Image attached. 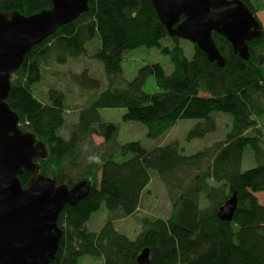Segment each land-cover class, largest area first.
<instances>
[{
  "label": "trees",
  "instance_id": "trees-1",
  "mask_svg": "<svg viewBox=\"0 0 264 264\" xmlns=\"http://www.w3.org/2000/svg\"><path fill=\"white\" fill-rule=\"evenodd\" d=\"M241 1L255 16L264 8V0ZM88 7L31 48L11 75L7 97L19 128L45 144L47 159H35L40 173L68 187L81 180L91 185L86 198L60 213L62 237L50 264H80L84 256L100 258L102 264H138L146 248L149 264H264V205L255 195L264 193V144L259 131L246 135L264 118V31L248 42L247 60L235 54L224 37L212 33L225 59L218 67L194 44L188 59L180 38L168 35L149 0H88ZM49 8L50 0H0V12L30 16ZM92 40V57L102 63L108 87L95 97L89 95L76 121L67 123L65 92L50 87L43 103L35 89L49 60L63 65L69 58L86 56ZM141 46L166 56L170 72L152 63L140 67L130 80L121 78L124 53ZM150 77L153 92L145 90ZM70 80L84 92L100 87L88 69L71 74ZM102 108H124L123 119L143 124L147 138L158 137L180 119H200L188 139L202 137L216 129L214 112L230 115L231 124L223 141L184 155L178 142L150 150L138 140L119 143L118 126L103 120ZM247 146L255 165L242 170ZM149 171L166 189L170 213L142 215L140 232L131 239L114 221L135 215L137 193ZM29 179L26 171L19 175L22 187ZM233 194L237 205L232 219H219L218 208ZM101 205L116 215L90 231L86 224Z\"/></svg>",
  "mask_w": 264,
  "mask_h": 264
},
{
  "label": "water",
  "instance_id": "water-1",
  "mask_svg": "<svg viewBox=\"0 0 264 264\" xmlns=\"http://www.w3.org/2000/svg\"><path fill=\"white\" fill-rule=\"evenodd\" d=\"M169 36L196 45L209 62L225 63L212 33L224 37L241 59L249 58L248 42L263 33L261 23L241 0H149ZM89 10L88 0H50V8L25 16L0 12V264H50L62 230L58 218L66 205L87 197L90 183L68 187L40 173L35 159L45 160V144L19 128V117L7 103L10 78L31 48ZM30 179L22 187L19 175ZM237 199L232 195L217 216L230 221ZM149 264V249L137 257Z\"/></svg>",
  "mask_w": 264,
  "mask_h": 264
},
{
  "label": "rangeland",
  "instance_id": "rangeland-1",
  "mask_svg": "<svg viewBox=\"0 0 264 264\" xmlns=\"http://www.w3.org/2000/svg\"><path fill=\"white\" fill-rule=\"evenodd\" d=\"M256 17L261 23L262 30L264 31V8L257 10ZM95 40H92L87 44L86 47L88 51L86 56H81L75 59L69 58L67 63L63 65L57 64L54 60H49V62L45 64L44 79L41 85L35 89V96L43 103L47 102V99H44L43 97L48 88L54 87L65 92L67 123L70 121H76V113L81 107L87 104L86 101L89 98V95L95 97L108 87L102 63L92 57V53L95 49ZM180 40L179 45L184 49L185 56L190 59L193 54V44L183 39ZM168 62V58L162 55L157 48H146L141 46L126 51L121 62V78L124 80H130L140 67L152 63L161 64L166 72L169 73L170 66ZM83 69H88L89 75L99 81L100 87L97 90H86L87 93L71 82L70 75L80 73ZM145 90L147 92H153L155 90L154 79L152 77L147 80ZM99 113L104 121L117 124V141L121 144L138 140L146 149L150 150L171 142H178L179 148L184 155L194 154L214 142L223 141L231 124L230 115L223 112H214L212 113V116L216 122V129L214 132L206 133L202 137L188 139L189 131L196 124L201 122L200 119H180L172 128L168 129L158 137L147 138L146 127L143 124L123 119L125 114L124 108H102L99 109ZM256 128H258V130ZM258 131L264 144V118L258 119L257 126L254 129L247 131L246 135H252ZM63 133H66V130H63ZM93 139L96 143L101 140L96 137ZM254 165L252 151L250 147L247 146L243 152L242 170H247ZM144 186L141 185L138 190L139 193H137L138 209L135 215L126 218L119 217V219L117 218L114 221V226L131 239H134L140 232V218L142 215L167 217L171 209L166 189L155 172L149 171L148 179L145 180ZM256 197L259 203L264 205V193H256ZM115 215L116 214L113 215L111 211L101 205V207L90 216V220L87 222L86 227L90 231H96L108 219L113 216L115 217ZM80 264H102V259L84 256L80 259Z\"/></svg>",
  "mask_w": 264,
  "mask_h": 264
},
{
  "label": "crops",
  "instance_id": "crops-1",
  "mask_svg": "<svg viewBox=\"0 0 264 264\" xmlns=\"http://www.w3.org/2000/svg\"><path fill=\"white\" fill-rule=\"evenodd\" d=\"M100 141H98L97 143H99Z\"/></svg>",
  "mask_w": 264,
  "mask_h": 264
},
{
  "label": "bare ground",
  "instance_id": "bare-ground-1",
  "mask_svg": "<svg viewBox=\"0 0 264 264\" xmlns=\"http://www.w3.org/2000/svg\"><path fill=\"white\" fill-rule=\"evenodd\" d=\"M256 195V194H255Z\"/></svg>",
  "mask_w": 264,
  "mask_h": 264
}]
</instances>
